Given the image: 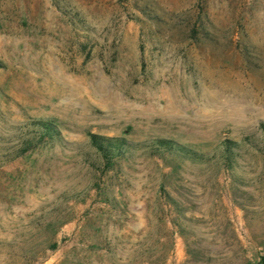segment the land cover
I'll return each instance as SVG.
<instances>
[{"label":"rangeland","instance_id":"374dc122","mask_svg":"<svg viewBox=\"0 0 264 264\" xmlns=\"http://www.w3.org/2000/svg\"><path fill=\"white\" fill-rule=\"evenodd\" d=\"M263 124L264 0H0V264H264Z\"/></svg>","mask_w":264,"mask_h":264},{"label":"trees","instance_id":"16d2710c","mask_svg":"<svg viewBox=\"0 0 264 264\" xmlns=\"http://www.w3.org/2000/svg\"><path fill=\"white\" fill-rule=\"evenodd\" d=\"M41 124H42L41 125L42 128H44L46 131L51 129V124L49 122L43 121V122H41ZM262 129H263V133H264V124L262 125ZM97 138H99V137L92 135V139H93L92 141H93L94 145H96L99 149H102V150L106 149L105 153L109 152V153L112 154L113 151L119 150V146L122 145V143H120L121 141L119 139H117V138H113V139L104 138V139L108 140L107 141L108 143H107V146L105 148H103V144ZM159 142L162 145L170 146L168 140L162 139ZM105 155H107V154H105Z\"/></svg>","mask_w":264,"mask_h":264}]
</instances>
